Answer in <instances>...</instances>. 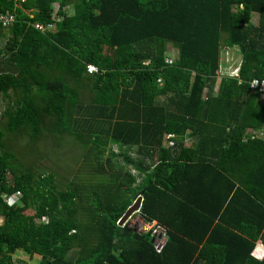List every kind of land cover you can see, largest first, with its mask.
Returning <instances> with one entry per match:
<instances>
[{"label":"trees","instance_id":"16d2710c","mask_svg":"<svg viewBox=\"0 0 264 264\" xmlns=\"http://www.w3.org/2000/svg\"><path fill=\"white\" fill-rule=\"evenodd\" d=\"M1 13L15 22L0 28V264H264V93L251 88L264 0H0ZM232 48L241 78L217 90ZM17 134L83 140L102 187L84 191L86 167L63 185L18 162ZM140 196L158 236L119 226Z\"/></svg>","mask_w":264,"mask_h":264},{"label":"rangeland","instance_id":"374dc122","mask_svg":"<svg viewBox=\"0 0 264 264\" xmlns=\"http://www.w3.org/2000/svg\"><path fill=\"white\" fill-rule=\"evenodd\" d=\"M53 7L55 10H58L59 4L55 3L53 4ZM67 10L70 13L72 11V8L67 7ZM254 22L258 23V17L255 16ZM0 43H2V40ZM169 55H171L172 57H176L177 55L176 49H174V47L172 46H170ZM242 62L243 57L239 48L224 49L222 55V68L220 73L231 74L237 68L241 67ZM221 78L222 77H220L218 81L216 87L217 90L219 88ZM7 106L8 101L5 99L4 95L0 94V119ZM261 132H263V130L259 133ZM83 135L85 134L83 133ZM11 136H8V138L11 137L10 141L8 142V149L10 152L15 153L19 157L18 162L24 163L26 166L33 168V170H35L36 172H40V174H42L43 172H55L57 174V179H60L59 181L63 185L68 184L69 178L73 180L76 178V176L82 177L87 175L86 168L92 169L96 173L94 176L95 179H90L86 182L87 184L84 185V188L86 190L84 191L90 194L91 191L102 187V185H100L98 181V179L102 177V173L98 168L97 162L94 160V149H92L91 145L89 146V144L84 143L83 140H79V138H75L74 136H55L54 139L49 135V138L45 137L38 141V143H34L33 140L28 136H20L19 134ZM87 136L89 137V134ZM88 141L89 138H87L86 142ZM111 150H113V152H119L116 146H109L106 148L105 158L108 157V154L110 156ZM36 167L38 168L36 169ZM14 171L20 174L17 169H15ZM13 177L14 175L10 173L9 179L11 184L13 183ZM136 186L138 185L135 184V187ZM131 222L132 221L130 220V225ZM156 243L159 246L161 242L156 241ZM15 260L17 263H19L20 261H27V264H40L39 259H29L22 253H18L15 256Z\"/></svg>","mask_w":264,"mask_h":264},{"label":"built area","instance_id":"2783aa9c","mask_svg":"<svg viewBox=\"0 0 264 264\" xmlns=\"http://www.w3.org/2000/svg\"><path fill=\"white\" fill-rule=\"evenodd\" d=\"M15 22V15L11 14V13H1L0 14V28L7 30L9 29L13 23ZM53 28L52 24H49L47 27L44 26H40V25H36V29L42 31L45 29H51ZM170 59H174V57H172L171 55ZM98 69L91 65L89 66V72L91 74H94L95 72H97ZM230 76L235 77L237 79H240V67L237 68L232 74H230ZM251 88L254 91H260L262 93H264V80L262 79H255L251 82ZM17 198H21V194L20 193H16ZM8 202L9 205H14L15 204V198L13 197H8ZM138 213V212H137ZM137 213H135L134 215H132L131 217V227L133 228V230L138 233V234H148V233H154L155 236L160 235V232L162 231L161 229L159 230V224L156 221H146L143 218H141L139 215H137ZM158 230V232H157Z\"/></svg>","mask_w":264,"mask_h":264},{"label":"water","instance_id":"95a60500","mask_svg":"<svg viewBox=\"0 0 264 264\" xmlns=\"http://www.w3.org/2000/svg\"><path fill=\"white\" fill-rule=\"evenodd\" d=\"M143 198L140 196L133 205L126 211L124 216L119 222V226H124L127 222H129L132 215H134L137 211L141 209Z\"/></svg>","mask_w":264,"mask_h":264},{"label":"crops","instance_id":"0c3cea01","mask_svg":"<svg viewBox=\"0 0 264 264\" xmlns=\"http://www.w3.org/2000/svg\"><path fill=\"white\" fill-rule=\"evenodd\" d=\"M231 74H232V73H231ZM222 75H229V73H227V74H222V73H220V77H222ZM190 143H191V142H190V140L188 139V140L186 141V144H187V145H190ZM140 183H141V180H139V181L136 183V184L138 185V186H136L137 188L140 187ZM160 237H162V236H160ZM257 246H258V247L254 250L253 254H254L255 257L261 259V258L264 257V247H263L261 244H259V245H257ZM33 258H35L36 260L39 259V263H40V261H41V256H39V255H34Z\"/></svg>","mask_w":264,"mask_h":264},{"label":"clouds","instance_id":"9594fccd","mask_svg":"<svg viewBox=\"0 0 264 264\" xmlns=\"http://www.w3.org/2000/svg\"><path fill=\"white\" fill-rule=\"evenodd\" d=\"M8 197H13V198H15V204L19 203V202H20V199H21V198H17L16 193H14V194H12V195H10V196H6V197H5V200H6ZM130 219H131V218H130ZM129 221H130V220H129Z\"/></svg>","mask_w":264,"mask_h":264},{"label":"bare ground","instance_id":"6f19581e","mask_svg":"<svg viewBox=\"0 0 264 264\" xmlns=\"http://www.w3.org/2000/svg\"><path fill=\"white\" fill-rule=\"evenodd\" d=\"M143 203V202H142Z\"/></svg>","mask_w":264,"mask_h":264}]
</instances>
